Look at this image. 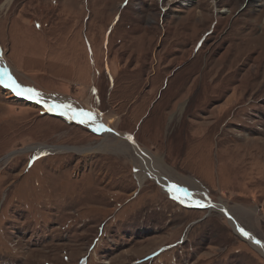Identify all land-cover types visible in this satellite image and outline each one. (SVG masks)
<instances>
[{"label":"rangeland","instance_id":"374dc122","mask_svg":"<svg viewBox=\"0 0 264 264\" xmlns=\"http://www.w3.org/2000/svg\"><path fill=\"white\" fill-rule=\"evenodd\" d=\"M0 48L20 84L115 132L0 85V264H264L220 207L103 148L131 135L264 241V0H0Z\"/></svg>","mask_w":264,"mask_h":264},{"label":"bare ground","instance_id":"6f19581e","mask_svg":"<svg viewBox=\"0 0 264 264\" xmlns=\"http://www.w3.org/2000/svg\"><path fill=\"white\" fill-rule=\"evenodd\" d=\"M188 1L189 0H185ZM253 1H257V0H253ZM214 2V1H213ZM216 3L220 2V0H215ZM218 21H222L221 17H218ZM11 66L7 63V61H5V56H4V52L1 50L0 48V70H7L12 76V70H11ZM14 77V76H13ZM9 93L10 91L13 93H11V96H18L16 95L10 88H7ZM7 91V92H8ZM22 98H25L24 96H20ZM43 100L46 101L48 104H58V105H66L64 104V102L58 98H46L44 96H42ZM26 99V98H25ZM29 100V99H26ZM32 101L34 103H38L35 100H29ZM44 106L43 103H38ZM45 107V106H44ZM84 110V109H83ZM86 113L90 112L93 114L92 119L95 120V124L92 123H84V125L88 126L90 129H92L95 132L101 133L102 135H104V138L107 140V138L109 136H111L114 131L110 129V125L112 122V117L110 116H104L102 114L96 113V112H91L88 110H84ZM51 112H55L59 115H61L65 120L67 121H74V122H79L80 119H84V120H89L88 116H78L77 119H69V116H71L73 114L72 109H64L61 108L57 111H51ZM61 112H64L66 114H61ZM103 125V128H101L100 131H96L95 128L99 125ZM115 133V132H114ZM113 133V134H114ZM117 135H119L118 137H114L115 139L118 140L117 143L113 144V143H109V144H104L103 148H106L108 150H112V151H117V152H125L128 153L130 149H133L135 151V153L137 154V156L139 157V159L141 160V163L143 165V167L147 170L148 175L147 176H153L155 177L158 182L164 187V189L169 192V194L176 195V196H180L183 199V203L185 204H192L193 206H210V210L213 211L214 209L218 207H220L223 212H225L230 220L233 222L235 231H237V234H240L243 236V238L247 239L255 248H257L261 253L264 254V241L259 240V238L253 234L251 231H246L243 229V227L240 225V223L238 222L239 220L231 214L230 209L228 208V206L224 205L223 203L221 204H212L210 202V199L207 198V195L204 194L201 196V194L197 193V196H195L196 194H194L193 192L191 193L190 190H188L186 187H182L186 189V193L185 192H170L169 191V187L173 184H175V182L173 181V175H171L172 173L164 166V163L162 162V160H160L157 157H153L152 154L150 155L149 152L147 150H145L143 147H141L136 140L131 136V135H123L118 133ZM122 138V139H121ZM121 141L122 145L120 144ZM128 142V143H126ZM127 144V147L124 145ZM130 147V148H129ZM48 150V148H43ZM128 151V152H126ZM143 168V169H144ZM142 169V168H141ZM171 175V176H169ZM145 176V174H144ZM142 179V178H141ZM184 185V184H183ZM201 190V189H199ZM202 192V191H201ZM180 203L181 201L178 200ZM197 201H199V203H197ZM235 217V218H234ZM238 220V221H237ZM241 229H243L244 232L249 233V235H244L243 232L241 231ZM257 241H259V243H257Z\"/></svg>","mask_w":264,"mask_h":264},{"label":"snow or ice","instance_id":"6c2138e0","mask_svg":"<svg viewBox=\"0 0 264 264\" xmlns=\"http://www.w3.org/2000/svg\"><path fill=\"white\" fill-rule=\"evenodd\" d=\"M0 85H3L7 88H10L16 95L18 96H24L26 99L29 100H35L38 103H43L44 106L48 111H57L61 108L68 109L71 108L70 105H58V104H48L46 101L43 100L41 93H39L36 89L26 87L22 84H20L7 70H0ZM73 114L69 116V119H77L78 116H88L89 120L80 119L79 123H92L95 124V120L92 119L93 114L88 112L86 113L83 109L78 110H72ZM61 114H66L64 112H61ZM101 128H103V125H99L95 128L96 131H100ZM170 192H185L186 189L181 188L179 185L173 184L169 187ZM174 199L180 200L181 203H183V199L180 196L173 195ZM199 203V201H197ZM244 235H249V233L244 232L243 229H241ZM259 243V241H257Z\"/></svg>","mask_w":264,"mask_h":264}]
</instances>
